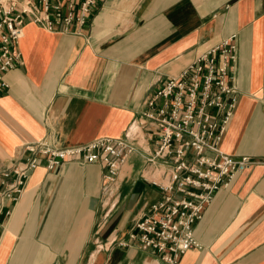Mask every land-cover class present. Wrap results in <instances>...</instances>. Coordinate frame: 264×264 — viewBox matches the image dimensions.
<instances>
[{
  "label": "crops",
  "instance_id": "1",
  "mask_svg": "<svg viewBox=\"0 0 264 264\" xmlns=\"http://www.w3.org/2000/svg\"><path fill=\"white\" fill-rule=\"evenodd\" d=\"M229 36L237 97L216 146L264 158V0H94L82 22L47 29L25 17L12 46L19 60L3 72L0 169L42 137L73 145L122 135L166 77ZM79 158L48 168L38 155L16 197L2 199L0 264H167L128 235L161 196L138 148L112 181L102 163ZM193 234L197 245L171 264H264V163L219 186Z\"/></svg>",
  "mask_w": 264,
  "mask_h": 264
},
{
  "label": "built area",
  "instance_id": "2",
  "mask_svg": "<svg viewBox=\"0 0 264 264\" xmlns=\"http://www.w3.org/2000/svg\"><path fill=\"white\" fill-rule=\"evenodd\" d=\"M94 0H0V91L7 83L3 72L18 60L13 45L22 33L25 17L50 29L53 23L82 22ZM76 11V12H75ZM232 36L199 52L175 75L166 77L145 99L146 107L122 135L100 136L73 145L54 144L46 138L26 142L30 152L0 169V206L15 198L41 155L51 168L66 156L80 162L99 161L112 181L131 150L141 153L150 168L143 175L161 192L135 218L131 238L150 247L171 264L187 248L197 245L193 224L213 192L238 171L264 158L220 151L216 142L232 115L237 88L231 75L235 59ZM153 141V146L148 143ZM115 238L101 243L109 247ZM107 244V245H106Z\"/></svg>",
  "mask_w": 264,
  "mask_h": 264
}]
</instances>
